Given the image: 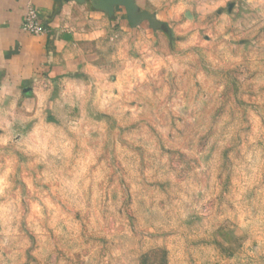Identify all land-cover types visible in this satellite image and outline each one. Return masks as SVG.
<instances>
[{"label":"rangeland","instance_id":"obj_1","mask_svg":"<svg viewBox=\"0 0 264 264\" xmlns=\"http://www.w3.org/2000/svg\"><path fill=\"white\" fill-rule=\"evenodd\" d=\"M185 6L0 103V264H264V0Z\"/></svg>","mask_w":264,"mask_h":264},{"label":"crops","instance_id":"obj_2","mask_svg":"<svg viewBox=\"0 0 264 264\" xmlns=\"http://www.w3.org/2000/svg\"><path fill=\"white\" fill-rule=\"evenodd\" d=\"M28 3L46 33L22 31ZM184 8L185 0H0V103L27 114L34 99L52 96L57 77L80 71L83 59L91 65L99 42L163 41Z\"/></svg>","mask_w":264,"mask_h":264},{"label":"built area","instance_id":"obj_3","mask_svg":"<svg viewBox=\"0 0 264 264\" xmlns=\"http://www.w3.org/2000/svg\"><path fill=\"white\" fill-rule=\"evenodd\" d=\"M21 29L23 32L30 35L44 34L48 31V29L40 22L35 7L30 3L25 6Z\"/></svg>","mask_w":264,"mask_h":264}]
</instances>
